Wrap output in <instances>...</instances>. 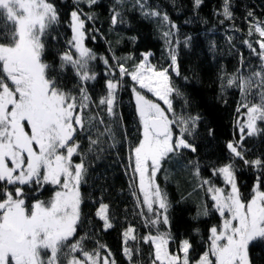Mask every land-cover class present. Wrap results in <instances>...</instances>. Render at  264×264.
<instances>
[{
    "label": "snow or ice",
    "instance_id": "6c2138e0",
    "mask_svg": "<svg viewBox=\"0 0 264 264\" xmlns=\"http://www.w3.org/2000/svg\"><path fill=\"white\" fill-rule=\"evenodd\" d=\"M126 2L114 0L110 21L113 27L126 23L122 11ZM130 2L143 17L159 21L168 67L151 64L150 52L143 54L142 60L131 69L125 66L127 60L133 59L131 56L117 57L112 52L110 56L99 57L105 66L104 94L93 99L88 87L97 81L99 74L92 65L98 57L85 41L89 38L94 41L92 32H99L86 27L95 21L91 9L99 0H75L70 12L72 36L66 41L67 50L59 56L60 69L70 66L77 80L70 91L50 74L52 65L44 59V39L59 22L56 7L49 0H0V18L6 22L0 30V264H117L106 244L97 242L94 249L86 250L84 242L89 235L78 232L83 226L80 188L88 171L78 137L84 134L88 152L102 151L101 145L106 142L115 147V128L126 138L118 100L126 76L133 82L131 92L141 125L138 143L129 145V167L136 188L132 195L135 215L148 230L140 235L129 223L122 231L121 253L127 264H142L141 244L151 246L147 264H253L249 246L258 239L264 241V190H261L264 159H247L244 143L264 134V128L259 127L264 122V20L255 18L253 11L247 13V35L258 34V39L243 43L258 59V66L249 65V69L242 71L244 57L240 53L241 67L222 77L220 85L222 96L226 88L239 91L234 122L238 139L229 141L226 147L231 157L259 173L254 194L247 203L241 199L237 169L231 158L212 169L213 175L222 176L230 186L227 194L210 180L201 179L198 187L211 195L214 208L224 219L219 226L209 229L207 249L198 258H190L193 246L187 239L180 242L177 251L169 249L170 203L156 177L170 158L180 157L184 150L197 151L195 143L186 137L195 133L203 118L199 113H188L186 108L180 112L174 108V96L183 97L185 105L189 103L169 75V69L180 74L177 54L180 41L174 39L178 26L149 0ZM202 3L203 0H193V7L198 9ZM80 4L89 11L85 12ZM216 14L224 18L221 24L233 21L232 0H221ZM228 40L231 42L232 37ZM183 43L190 45L191 37H185ZM254 44L258 45V51ZM209 47L214 49V42ZM136 85L152 93L166 108L148 99ZM223 102L226 104L227 100ZM207 131L209 136L213 135V129ZM74 157L79 162H74ZM188 164L199 178V162ZM45 186H53L51 195L47 200L39 199ZM208 214L204 206L197 216ZM95 216L102 222V231L114 227L108 204L101 202ZM160 225L168 230L160 231Z\"/></svg>",
    "mask_w": 264,
    "mask_h": 264
},
{
    "label": "trees",
    "instance_id": "16d2710c",
    "mask_svg": "<svg viewBox=\"0 0 264 264\" xmlns=\"http://www.w3.org/2000/svg\"><path fill=\"white\" fill-rule=\"evenodd\" d=\"M59 14V22L49 29L45 37L44 59L52 65L50 74L55 75L59 83L66 91L73 90L77 84L73 70L70 66L60 69L59 56L67 50L66 41L72 36L69 28L70 12L74 9L75 0H49ZM149 3L161 12L167 13L171 21L178 26V33L174 39L180 41L177 48L180 74L176 75L169 69L172 83L180 89L188 99L187 105L183 97L174 96V108L180 112L185 108L188 113H199L202 121L195 133L186 137L189 142H194L197 151L195 153L184 150L180 157L167 160L161 172L157 174L156 182L167 193L170 208L168 211L170 232L172 241L169 244L171 251H177L180 242L184 239L190 241L193 249L190 250V258L197 257L207 249L209 229L219 226L222 217L214 208L211 195L198 187L201 179L210 180L213 186L227 187L222 176L213 175L212 169L218 168L234 159L236 166V180L243 200L248 201L254 194V186L259 173L246 166L241 160L231 157L226 145L235 135L234 122L237 118L235 108L240 99L236 88H226L221 94L222 77L234 73L240 65V53L244 57V68L249 69L259 64L258 59L252 55L244 40H256L258 34L253 37L247 35V13L254 12L255 18L264 20V0H232L234 20H225L216 13L221 7V0H203L198 9L193 7V0H149ZM114 0H99L91 11L95 13V21L86 27L92 32L95 40L91 38L85 41L87 47L93 50L98 59L93 62V68L98 73L97 81L91 82L88 87L93 99L104 94L105 66L99 57L110 56L115 52L117 57H133L127 60L126 67L131 69L134 63H139L143 54L152 53L149 62L159 67H168L169 60L163 39L160 35L162 29L155 18H145L134 9L130 0L126 2L122 11L126 23L111 25V9ZM85 12L89 11L85 5L80 4ZM6 22L0 18V30H3ZM11 30V26H8ZM239 29V30H237ZM232 40L229 42L228 37ZM56 37V39H51ZM135 39H131V38ZM185 37H191V43L185 46ZM214 42V49H210V43ZM258 49V45H255ZM75 55V53H73ZM245 74H247L245 72ZM124 87L118 93L119 111L122 113L123 124L126 127L125 134L119 128L116 131L115 147L109 146L110 142L101 145V150L88 152V141L81 134L78 139L81 150L85 153V165L88 169L86 182L81 185L83 203L81 214L82 228L78 232L83 235L88 233L89 239L85 240L84 247L91 251L99 244H106L115 256L117 264H127L121 253V233L133 224L140 235L148 231L141 224V218L135 215V198L132 195L136 191L132 183L131 168L129 167V145H135L141 137V125L135 110L134 96L131 92L133 82L130 77H124ZM142 91L148 99L151 96ZM223 100H227L225 104ZM264 128V122L259 123ZM208 128L214 130L213 135H208ZM247 149L245 155L249 160L260 157L264 159V134L248 138L244 143ZM74 162H79L74 157ZM189 161H198L200 165V177L197 178ZM53 186H46L38 196L39 199L51 195ZM264 190V187L261 188ZM27 191V189H26ZM138 195H140L137 192ZM103 202L109 205V214L113 216L114 227L108 231H102V222L95 216L99 204ZM206 206L207 216L197 213ZM199 231H196V230ZM167 226L160 225V231H166ZM154 234V231H153ZM132 243V242H130ZM142 264H147L150 245L141 244ZM249 253L253 264H264V241L256 240L249 246ZM104 253L102 252V255Z\"/></svg>",
    "mask_w": 264,
    "mask_h": 264
},
{
    "label": "rangeland",
    "instance_id": "374dc122",
    "mask_svg": "<svg viewBox=\"0 0 264 264\" xmlns=\"http://www.w3.org/2000/svg\"><path fill=\"white\" fill-rule=\"evenodd\" d=\"M147 94H149L150 96H151V100H154L155 102H157V103H160L161 104V107H165L166 108V106L163 104V102H161V101H159V99L157 98V97H155L152 93H150V92H148L146 89H143ZM238 185V184H237ZM46 187V186H45ZM215 187H220V188H223L224 189V191H225V194H227L229 191H230V186H227L226 188L225 187H221V186H216L215 185ZM80 191H81V188H80ZM49 197H46V198H41V199H43V200H47ZM241 199H242V197H241ZM243 200V199H242ZM243 201H245V200H243ZM245 203H247V201H245ZM226 215H227V213H226ZM224 218L222 217V220H223ZM169 249H170V247H169ZM42 255H44V253H42ZM189 255H190V253H189Z\"/></svg>",
    "mask_w": 264,
    "mask_h": 264
}]
</instances>
